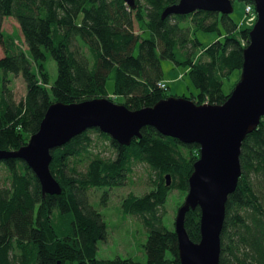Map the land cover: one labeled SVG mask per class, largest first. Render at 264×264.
I'll return each instance as SVG.
<instances>
[{
	"label": "trees",
	"instance_id": "16d2710c",
	"mask_svg": "<svg viewBox=\"0 0 264 264\" xmlns=\"http://www.w3.org/2000/svg\"><path fill=\"white\" fill-rule=\"evenodd\" d=\"M178 1L136 0L133 7L124 0H0L4 52L0 57V149L16 150L27 144L53 102L100 96L115 101L107 88L109 79L118 103L130 109L169 97V85L167 89L158 85L165 80L163 58L189 66L200 91L196 103H224L231 93L223 90L225 80L235 71L241 76L250 29L238 30L230 15L204 10L163 19L164 8ZM10 16L18 21L22 36L3 29L4 19ZM187 19L190 25L180 24ZM134 20L147 29L148 36L135 32ZM197 30L222 37L204 44L192 37ZM49 57L57 64L54 81L48 71ZM11 74L22 75L26 81L27 94L21 101L8 88ZM141 131V138L123 145L92 128L52 150L51 171L62 186L60 194H44L24 160L0 161L10 175V185L0 187V264H143L129 257L97 256L98 242L107 238L108 225L87 197L92 188L104 189L102 205H106L109 189L125 185L136 162L147 163L158 175L148 193L131 192L124 197L123 214L137 217L147 228L146 264H181L175 223L174 228L167 227L163 215L171 189L183 194L176 212L182 205L200 146L164 136L153 126ZM90 132L110 141L114 157L90 156ZM83 155L89 161L86 170L79 171L76 163ZM240 161L242 174L226 205L220 264H264V117L243 141ZM200 218V207L186 215L185 225L195 242L201 238Z\"/></svg>",
	"mask_w": 264,
	"mask_h": 264
},
{
	"label": "water",
	"instance_id": "95a60500",
	"mask_svg": "<svg viewBox=\"0 0 264 264\" xmlns=\"http://www.w3.org/2000/svg\"><path fill=\"white\" fill-rule=\"evenodd\" d=\"M135 6L136 0H124ZM257 20L243 48L240 80L222 104L196 103L184 96H169L152 106L130 109L109 97L79 102H53L38 131L16 150L0 149V161L19 158L37 175L44 194H60L62 186L51 171L52 150L88 129L101 132L123 145L142 137L144 126L185 144L197 143L200 154L190 175L189 190L175 219L181 264H220L221 234L228 198L242 174V143L264 117V0H253ZM196 10L230 15L233 0H179L162 11V18ZM167 184L171 175L167 174ZM200 207L201 238L191 239L185 222L191 209Z\"/></svg>",
	"mask_w": 264,
	"mask_h": 264
},
{
	"label": "rangeland",
	"instance_id": "374dc122",
	"mask_svg": "<svg viewBox=\"0 0 264 264\" xmlns=\"http://www.w3.org/2000/svg\"><path fill=\"white\" fill-rule=\"evenodd\" d=\"M246 1L235 0L234 11L230 14L232 20L237 24L238 30L251 29L255 24L256 18L246 13V6L248 4H252L254 8L255 5L252 2ZM219 17L221 18V16ZM207 21L210 22L211 20L208 19ZM172 22H175V19H172ZM180 24L183 26L190 25L189 19L183 20ZM220 28L222 32L225 33L221 24ZM3 29L9 33L18 32L22 36L20 25L16 18L12 16L4 19ZM134 30L137 34H142L143 36H148L149 34L147 29L142 27V24L137 20H134ZM192 37L198 38L204 44H209L222 36H219L218 32L214 31L205 32L203 30H197L192 33ZM21 44L24 46V42H21ZM243 44L245 45L246 42L244 41ZM1 49L2 48L0 46V57L1 55H4L3 50ZM84 50L87 52L86 47H84ZM137 52L138 49H136L135 53L137 54ZM48 66L51 80L54 81L57 77V64L51 57H49ZM161 67L163 78H165L169 84V89L167 90V94L169 96H184L193 100H198L197 98L200 91L191 79L189 66L177 64L173 60L163 58L161 59ZM238 79H240L239 75L235 71L230 79L225 80L223 90L226 94H229L232 91V87ZM8 88L11 90L16 101L23 100L27 94L26 81L22 75L11 74L10 80L8 81ZM107 88L111 92L110 96L118 102V99L120 98L112 93V79L108 80ZM89 136L91 139L89 145V154L91 157L96 155L102 157H114V149L109 140L103 138L97 132H90ZM182 151L186 154L189 153L186 148L182 149ZM88 161L89 158L86 155L81 156L80 160L76 163L78 170L85 171ZM73 164L74 163H70V165ZM157 175V171L153 170L147 163L136 162L133 165L132 172L128 175L125 185L109 189L107 197L108 202L106 205H102V195L104 189L92 188L87 192L90 204L103 214L108 225L107 238L105 240H99L98 242L97 256L99 258H115L116 256L129 257L146 264L147 255L144 243L147 239V228L137 217L133 215H124L121 204L124 197L131 192L138 196L148 193L153 188V180L156 179ZM9 185L10 175L8 168L4 165V163H0V187H6ZM182 196L183 194H181L178 188H174L169 191L163 215V224L169 228H174L177 205L180 197ZM184 198L183 202L185 200Z\"/></svg>",
	"mask_w": 264,
	"mask_h": 264
},
{
	"label": "built area",
	"instance_id": "2783aa9c",
	"mask_svg": "<svg viewBox=\"0 0 264 264\" xmlns=\"http://www.w3.org/2000/svg\"><path fill=\"white\" fill-rule=\"evenodd\" d=\"M246 13L249 14L250 16L256 18L257 17V14H256V11H255V8L253 7L252 4H248L246 6ZM159 87H161L162 89H167L168 88V83L166 80H162L158 83Z\"/></svg>",
	"mask_w": 264,
	"mask_h": 264
},
{
	"label": "flooded vegetation",
	"instance_id": "af4514ba",
	"mask_svg": "<svg viewBox=\"0 0 264 264\" xmlns=\"http://www.w3.org/2000/svg\"><path fill=\"white\" fill-rule=\"evenodd\" d=\"M234 1H235V0H233V4H234ZM244 1H246V0H244ZM217 13H218V12H217ZM219 14H222V13H219ZM219 16H220V15H219Z\"/></svg>",
	"mask_w": 264,
	"mask_h": 264
},
{
	"label": "crops",
	"instance_id": "0c3cea01",
	"mask_svg": "<svg viewBox=\"0 0 264 264\" xmlns=\"http://www.w3.org/2000/svg\"><path fill=\"white\" fill-rule=\"evenodd\" d=\"M1 50H3V49H1ZM3 54H4V52H3ZM3 55H1V57H2ZM165 79V78H164ZM166 80V79H165ZM168 82V81H167ZM169 85V84H168Z\"/></svg>",
	"mask_w": 264,
	"mask_h": 264
}]
</instances>
